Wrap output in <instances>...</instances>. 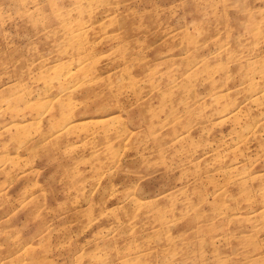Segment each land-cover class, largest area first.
Wrapping results in <instances>:
<instances>
[{
  "label": "rangeland",
  "instance_id": "374dc122",
  "mask_svg": "<svg viewBox=\"0 0 264 264\" xmlns=\"http://www.w3.org/2000/svg\"><path fill=\"white\" fill-rule=\"evenodd\" d=\"M0 264H264V0H0Z\"/></svg>",
  "mask_w": 264,
  "mask_h": 264
}]
</instances>
